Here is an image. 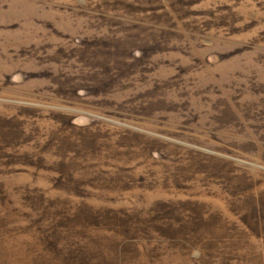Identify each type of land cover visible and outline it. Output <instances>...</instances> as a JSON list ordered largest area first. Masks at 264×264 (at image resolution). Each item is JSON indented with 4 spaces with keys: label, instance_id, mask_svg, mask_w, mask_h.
<instances>
[{
    "label": "rangeland",
    "instance_id": "obj_1",
    "mask_svg": "<svg viewBox=\"0 0 264 264\" xmlns=\"http://www.w3.org/2000/svg\"><path fill=\"white\" fill-rule=\"evenodd\" d=\"M0 264H264V0H0Z\"/></svg>",
    "mask_w": 264,
    "mask_h": 264
}]
</instances>
